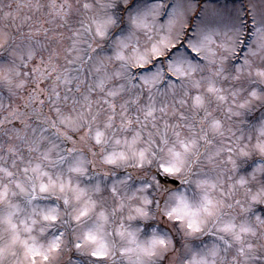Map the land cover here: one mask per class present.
I'll return each mask as SVG.
<instances>
[{
    "label": "clouds",
    "instance_id": "1",
    "mask_svg": "<svg viewBox=\"0 0 264 264\" xmlns=\"http://www.w3.org/2000/svg\"><path fill=\"white\" fill-rule=\"evenodd\" d=\"M0 264H264V0H0Z\"/></svg>",
    "mask_w": 264,
    "mask_h": 264
}]
</instances>
